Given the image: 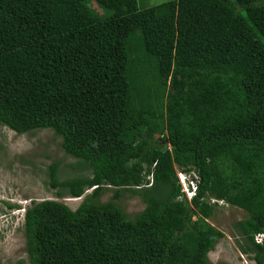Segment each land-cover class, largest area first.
<instances>
[{
  "label": "trees",
  "instance_id": "obj_1",
  "mask_svg": "<svg viewBox=\"0 0 264 264\" xmlns=\"http://www.w3.org/2000/svg\"><path fill=\"white\" fill-rule=\"evenodd\" d=\"M0 124L51 129L76 159L47 170L76 208L23 209L29 264H230L208 258L211 198L246 211L233 234L264 264V0H0Z\"/></svg>",
  "mask_w": 264,
  "mask_h": 264
},
{
  "label": "rangeland",
  "instance_id": "obj_2",
  "mask_svg": "<svg viewBox=\"0 0 264 264\" xmlns=\"http://www.w3.org/2000/svg\"><path fill=\"white\" fill-rule=\"evenodd\" d=\"M159 1L164 0H149ZM180 76L177 74V79L173 81H181ZM60 141V137L51 129L17 133L0 124V264H29L22 229L23 209L31 200L58 199L55 196L56 189L48 183V165L59 161L60 177H65L67 173L73 174L72 165L76 159L62 150ZM111 194L110 189L105 190L99 200L107 201ZM82 198L65 196L58 200L76 208ZM119 201L130 218L144 206L139 196L127 192ZM5 202L18 204L20 208H10ZM247 216L245 210L236 206H217L216 213L207 222L221 229L224 236L208 252L211 262L257 264L249 255L241 252L237 245L238 237L233 234L232 222ZM192 218H196V215Z\"/></svg>",
  "mask_w": 264,
  "mask_h": 264
},
{
  "label": "clouds",
  "instance_id": "obj_3",
  "mask_svg": "<svg viewBox=\"0 0 264 264\" xmlns=\"http://www.w3.org/2000/svg\"><path fill=\"white\" fill-rule=\"evenodd\" d=\"M179 172H182V173H184L185 174V176H186V179H185V182H186V185L189 187V189H192L193 190V194H192V196L190 197V198H192L193 196H195L196 195V193H197V188H198V184H197V176H196V174L193 172V171H189V172H184V171H177V179H178V183L180 184V186H181V192H183V195L186 197V192L182 189V184L180 183V181H179V175H178V173ZM151 179V178H150ZM187 198V197H186ZM190 198H187L188 200L190 199ZM217 202L218 203V205L219 204H224V202L223 201H221V200H216V199H214V198H211V202ZM228 205V204H227ZM261 231H263L264 232V229H260V230H258L257 232H254V233H252V238L254 239V241L256 242V243H262L263 242V238H262V242H257L256 241V239H255V237H254V234H258L259 232H261ZM263 237H264V234H263Z\"/></svg>",
  "mask_w": 264,
  "mask_h": 264
},
{
  "label": "built area",
  "instance_id": "obj_4",
  "mask_svg": "<svg viewBox=\"0 0 264 264\" xmlns=\"http://www.w3.org/2000/svg\"><path fill=\"white\" fill-rule=\"evenodd\" d=\"M178 175H179V181L182 184V189L186 192V197L190 198L192 196V194H193V190L189 189V187L186 185V182H185L186 176H185V174L182 173V172H179ZM263 234H264L263 231L259 232L258 234H254V237H255L257 242H262Z\"/></svg>",
  "mask_w": 264,
  "mask_h": 264
}]
</instances>
